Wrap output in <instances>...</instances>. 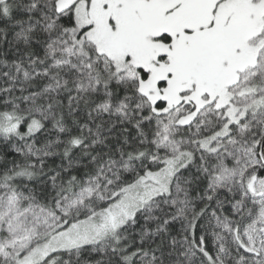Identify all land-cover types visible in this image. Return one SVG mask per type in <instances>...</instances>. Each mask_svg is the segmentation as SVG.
<instances>
[{"label": "snow or ice", "instance_id": "1", "mask_svg": "<svg viewBox=\"0 0 264 264\" xmlns=\"http://www.w3.org/2000/svg\"><path fill=\"white\" fill-rule=\"evenodd\" d=\"M0 264H264V0H0Z\"/></svg>", "mask_w": 264, "mask_h": 264}]
</instances>
